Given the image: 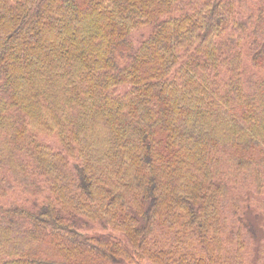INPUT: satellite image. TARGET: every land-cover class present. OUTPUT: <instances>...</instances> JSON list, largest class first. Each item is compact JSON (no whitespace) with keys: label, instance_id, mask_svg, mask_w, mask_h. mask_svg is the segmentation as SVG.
Returning <instances> with one entry per match:
<instances>
[{"label":"trees","instance_id":"trees-1","mask_svg":"<svg viewBox=\"0 0 264 264\" xmlns=\"http://www.w3.org/2000/svg\"><path fill=\"white\" fill-rule=\"evenodd\" d=\"M14 191L0 264H264V0H0Z\"/></svg>","mask_w":264,"mask_h":264},{"label":"rangeland","instance_id":"rangeland-1","mask_svg":"<svg viewBox=\"0 0 264 264\" xmlns=\"http://www.w3.org/2000/svg\"><path fill=\"white\" fill-rule=\"evenodd\" d=\"M142 33V34H141ZM145 33V31H141V32H136L135 34V40H138L139 38H141V36H143ZM40 139H42L43 141L49 143L50 145L52 144V146L56 149L60 148V144L58 143V140L55 138V136H52V135H49V134H40ZM23 195H21L20 193H17L16 191L13 192V194H9L7 196V198L5 199H0V203L2 204H10V203H13V202H21L23 200ZM255 207V206H253ZM86 232H89V233H98V232H101L102 233V229L100 228H94L93 230H84Z\"/></svg>","mask_w":264,"mask_h":264}]
</instances>
